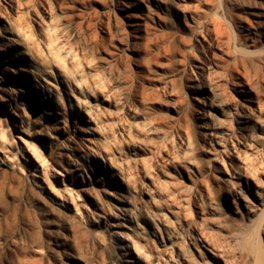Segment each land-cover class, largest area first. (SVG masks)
<instances>
[{"label":"rangeland","instance_id":"1","mask_svg":"<svg viewBox=\"0 0 264 264\" xmlns=\"http://www.w3.org/2000/svg\"><path fill=\"white\" fill-rule=\"evenodd\" d=\"M236 44L264 49V0H0L34 88L0 64V264H117L118 232L131 264H239L244 212L264 243V64Z\"/></svg>","mask_w":264,"mask_h":264},{"label":"bare ground","instance_id":"2","mask_svg":"<svg viewBox=\"0 0 264 264\" xmlns=\"http://www.w3.org/2000/svg\"><path fill=\"white\" fill-rule=\"evenodd\" d=\"M235 48H236L238 53H242V54H245L248 56H252L255 61H259V62H262L264 64V49H260V48L255 47V46H253V48H251V47H246L244 45H237V44L235 45ZM1 54H0V57H1ZM3 59H4L3 60L4 62L3 63H2V61L0 62L1 65H3L4 63H7L5 61L7 59L8 60L10 59V65L5 66L4 68L2 67V69L0 68L3 71V74H4L3 76H6L8 79H10L13 85H21V84L24 85V91H26V93H31L34 88L30 90L31 87L29 86V83H31V78L26 74L27 68L25 69L24 67H22L19 64V62L16 60V58H14V57L12 58L10 54H8V56H7V54H4ZM27 72H28V70H27ZM35 76L36 75H34L32 77L35 79L36 78ZM221 88H223L224 92H227V87H225V85L223 87L221 86ZM8 94H9L11 99L18 102V98L16 95H14L11 91H8ZM33 98H35V97H33ZM76 163L79 165L81 164L78 159H76ZM250 167H251V165H250ZM238 170H239L238 168H236V169L234 168L232 174L230 175V178L232 180L233 188L236 190L237 193H240L241 187L239 186V183H240L239 180H241V174ZM257 170H258V168H257ZM33 179L36 181L35 176H33ZM123 182L124 181L121 180V183H123ZM61 200H64V199L61 197ZM134 208L137 209L136 206H134ZM130 209H132V208H130ZM263 213H264V211H263ZM92 218L97 219L98 217L94 215V217H92ZM129 218L133 219V216L130 215ZM263 219H264V217H263ZM241 221L244 224L243 226L244 227L246 226L245 227L246 229L244 228L245 229L244 231H246V233H244V232L243 233L246 235V237L247 236H249V237L244 241H241V240L236 241L237 246H238V254H237L238 263L239 264H264V245H263L264 243H263L262 231L260 228L261 225L256 226V227H252V226L250 227V223H248V221L246 220V212L241 214ZM259 223L261 224V221ZM122 235L123 234L119 233V232L118 233H111L110 239L112 240V245L114 246V248H118V251L117 250L115 251V249L114 250L112 249L110 252V257L117 264H131V263H129V260H123V257L128 259L127 257H128V254H130V250H129V244L128 243H124L123 241H120L119 238L122 237ZM241 243H242V246H241ZM134 244L133 245L136 248V250H135L136 254L140 257H141V255L144 256L145 255L144 254L145 252L143 251L144 247L137 241H134ZM214 245H216V243H214ZM175 259H176L175 260L176 264H184V261L182 260V258L179 255H177L175 257ZM130 262H133V260H130Z\"/></svg>","mask_w":264,"mask_h":264}]
</instances>
